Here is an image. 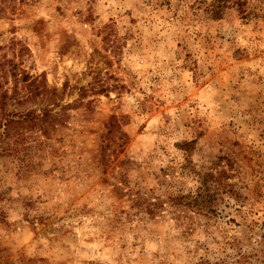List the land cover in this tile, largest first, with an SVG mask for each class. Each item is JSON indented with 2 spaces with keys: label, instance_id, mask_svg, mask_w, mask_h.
I'll use <instances>...</instances> for the list:
<instances>
[{
  "label": "rangeland",
  "instance_id": "rangeland-1",
  "mask_svg": "<svg viewBox=\"0 0 264 264\" xmlns=\"http://www.w3.org/2000/svg\"><path fill=\"white\" fill-rule=\"evenodd\" d=\"M0 264H264V0H0Z\"/></svg>",
  "mask_w": 264,
  "mask_h": 264
},
{
  "label": "trees",
  "instance_id": "trees-1",
  "mask_svg": "<svg viewBox=\"0 0 264 264\" xmlns=\"http://www.w3.org/2000/svg\"><path fill=\"white\" fill-rule=\"evenodd\" d=\"M198 196L194 197L192 201H190L188 204L189 206H195L198 203Z\"/></svg>",
  "mask_w": 264,
  "mask_h": 264
}]
</instances>
